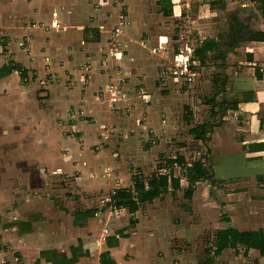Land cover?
Returning a JSON list of instances; mask_svg holds the SVG:
<instances>
[{
    "label": "crops",
    "instance_id": "1",
    "mask_svg": "<svg viewBox=\"0 0 264 264\" xmlns=\"http://www.w3.org/2000/svg\"><path fill=\"white\" fill-rule=\"evenodd\" d=\"M251 1L124 0L131 24L121 36L122 63L100 72L83 65L106 46L115 21L110 0H0V259L5 264H159L157 258H170L175 236L181 233L186 241V226L176 230L167 214L158 213V221L150 223L139 220V210L107 208L112 188L132 184L116 157L129 140L117 143L111 132L102 136L109 115L135 117L133 130L147 131L148 125L160 143L167 134L164 114L145 116L151 94L136 98L130 92L134 81L147 79L142 68L149 62V42L164 52L165 62L178 47L171 41L213 42L204 60L212 58L217 72L211 103L216 121L210 114L200 121L209 125L205 190L212 179L217 206L228 218L220 228L264 234V73L258 67L264 40L248 37L264 32V0ZM53 13L58 30L28 26L31 18L50 23ZM136 42L145 56L135 57ZM109 75L124 93L117 101L125 109L120 113L98 92ZM195 80L161 82L157 73L153 86L184 98ZM184 180L180 190L187 186ZM212 264H264V258L258 249L238 245L223 249Z\"/></svg>",
    "mask_w": 264,
    "mask_h": 264
},
{
    "label": "rangeland",
    "instance_id": "2",
    "mask_svg": "<svg viewBox=\"0 0 264 264\" xmlns=\"http://www.w3.org/2000/svg\"><path fill=\"white\" fill-rule=\"evenodd\" d=\"M173 32H175V28L172 33ZM170 43L175 47L180 44L179 41H171ZM148 45L151 46L150 42ZM136 50L135 57L140 55L145 56L146 49L142 46L140 47L137 42ZM155 52L151 53L146 51V53H148L146 56H149V62H144L145 68H142V70L146 69L145 73L147 74V79L143 83L134 81L133 86H135V88L130 90V92L131 95L136 98L146 92L151 94V99H153V101L148 103L149 111H147V113L145 112L146 114L144 113L148 119L152 112L157 119L160 118L162 114L166 116V122L169 126H167V129L164 128L167 134L166 137L162 139V143H160V139L158 141L157 136L154 135L153 132L149 131L152 127L150 128L148 125L147 131H143L140 126V132H137L136 129L133 130V128H137L135 117L134 119H127L125 118V114L115 115L111 113L109 115L110 118L103 123V125L106 123L112 124L111 128L110 126L109 128L111 129V135H115L113 138L116 139L117 143L129 140V147L122 148V152L118 153L116 157L117 161L124 165L125 169L123 168L122 172L123 174L124 172L127 173L130 182H132L131 180L134 174H141V176L146 179L155 171L181 176L182 169L181 166L177 164H173L172 167H170L171 169L167 166L158 169V165H165V160L174 158L177 155H183L187 162H192L198 158H202V160L206 162L207 152L204 148V140L206 138L201 140L195 137V134L191 133L190 129L200 124V121L204 120L209 114L213 118L211 122L216 121L215 116L212 115L216 113V111H214L215 108L213 104L208 103V100L212 98L217 89L213 84L217 72L215 69L211 68L212 58L204 60V66L198 67L200 74L195 82L188 88L190 90L187 97L179 98L177 97V92L170 91L169 87L165 89V87H160L159 84L153 86L155 81H153V78L159 72V67L166 63L163 58L164 52H157V50ZM139 69V67L135 69V74L139 73ZM94 74L95 72L92 73V76ZM105 78L104 75L101 76L102 82L105 81ZM68 82H70V79H68ZM186 90L187 88L182 90V92ZM186 101H191L194 107L187 105L185 103ZM123 110H125L123 107H118L111 111L113 113H120ZM140 122L141 125L145 123L143 121ZM102 129L104 130V128ZM124 131L130 133L131 137H124ZM156 140L157 143L154 142ZM153 142L156 143L155 146H152L154 144ZM119 146L120 144H117V147ZM117 147H115V151H119ZM184 181L186 182V180ZM211 181L212 179H208L210 183V191L208 192L205 190L207 183L203 179L195 184L190 198L184 196V190L187 186L184 187L183 190H180L181 188H179V190L170 189L158 199L147 201L141 204L137 209L139 210L138 216L140 221L146 220V222H149L152 220L150 221V223H152L155 220L158 221V213L162 216L163 214H167L169 219H173L172 223L173 226H176V230L181 226H186L187 228L188 235L186 241L183 242L180 236L182 235L181 233L175 236V242H172L171 245L172 253L170 258L168 260L157 258L159 264H198L199 261L206 258L207 254L204 250H207V248L211 246L214 239V232L220 228L219 225L221 223V225H223L224 221H226V214H223L222 209H219L217 206L216 186L212 185ZM107 208H109V206H107ZM162 221L167 222L164 220ZM156 253V256L160 257L163 251L160 249L157 250ZM215 259L216 257L214 260Z\"/></svg>",
    "mask_w": 264,
    "mask_h": 264
},
{
    "label": "trees",
    "instance_id": "3",
    "mask_svg": "<svg viewBox=\"0 0 264 264\" xmlns=\"http://www.w3.org/2000/svg\"><path fill=\"white\" fill-rule=\"evenodd\" d=\"M249 39L264 40V32L255 31L249 33ZM213 46L212 41H203L200 46L194 50L195 57L203 62L206 51ZM213 98L209 99L212 103ZM186 106V105H185ZM189 108L188 106H186ZM209 125L207 123H200L190 129L195 137L204 139ZM165 165H158V169L172 167L173 164L181 166V176H174L172 173L154 172L144 179L141 174H134L132 176V184L130 186L115 187L114 193L110 195V200L107 205L112 209L127 208L129 212H135L139 206L147 201H152L155 197L180 188V178L184 177L187 181V187L184 190V196L190 198L193 192V185L208 176L209 170L204 164L202 158L187 162L183 155H177L174 158L165 160ZM171 169V168H170ZM96 208L88 209L80 212V216H86L92 213ZM228 218H226V221ZM213 242L211 248L204 250L207 254L204 260L198 264H212L214 258L221 253L225 248H235L238 245H243L246 249L256 248L260 255L264 258V234L261 229L242 231L232 226L218 228L213 234ZM101 262H104L101 260ZM106 262L102 263L105 264Z\"/></svg>",
    "mask_w": 264,
    "mask_h": 264
},
{
    "label": "built area",
    "instance_id": "4",
    "mask_svg": "<svg viewBox=\"0 0 264 264\" xmlns=\"http://www.w3.org/2000/svg\"><path fill=\"white\" fill-rule=\"evenodd\" d=\"M243 5L253 4L251 0H239ZM110 4L113 12L115 13V21L112 24L110 30V36L106 41V46L101 47L100 56L93 58L87 57L85 60L83 68L85 70H91L94 66H97L100 72H108L109 69L120 66L122 63V46L123 42L121 36L125 33V30L130 26L131 20L127 15L126 5L124 0H110ZM99 3H94L93 7L98 8ZM29 27L42 26L45 29L58 30L60 27V22L56 18V13H53V19L50 23H40L36 19L31 18L28 22ZM140 44L142 46H147L145 40H141ZM198 42H185L178 45L176 51L173 53L172 58L169 62H166L159 67L158 79L161 82H165L169 79L179 82L181 85L192 83L199 74V61L194 55V50L199 46ZM151 53L156 51L155 46H148ZM259 69L264 73V58L259 63ZM100 95H106L107 106L111 109L118 108L117 101L124 96L123 91L117 88L115 80L112 75H109L108 80L98 88ZM110 124L106 123L103 125L104 132L103 137H106L108 133L111 132L109 128ZM114 193V188L111 189L110 195ZM110 195L108 201L110 200ZM109 233V228L104 227L102 229L101 238L105 239L106 235ZM0 243V249H1ZM0 264H5L0 259ZM102 264V263H99Z\"/></svg>",
    "mask_w": 264,
    "mask_h": 264
}]
</instances>
